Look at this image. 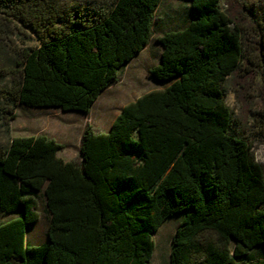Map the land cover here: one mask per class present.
<instances>
[{
	"label": "trees",
	"instance_id": "1",
	"mask_svg": "<svg viewBox=\"0 0 264 264\" xmlns=\"http://www.w3.org/2000/svg\"><path fill=\"white\" fill-rule=\"evenodd\" d=\"M165 32L149 77L165 83L123 106L106 134L85 125L78 161L42 135L0 145V264H149L161 223L188 211L168 264H264V173L233 130L222 85L252 72L244 31L221 0ZM160 0H0V122L16 109L87 114L151 41ZM264 94V15H252ZM12 30L34 45L6 57ZM18 30V31H17ZM48 214L47 242L25 229Z\"/></svg>",
	"mask_w": 264,
	"mask_h": 264
},
{
	"label": "rangeland",
	"instance_id": "2",
	"mask_svg": "<svg viewBox=\"0 0 264 264\" xmlns=\"http://www.w3.org/2000/svg\"><path fill=\"white\" fill-rule=\"evenodd\" d=\"M219 7L227 12L232 21L240 23L239 27L244 31L245 36L246 55L254 66L251 68L252 72H241L225 80L222 85L224 101L232 115L234 132L248 139L254 159L264 173V94L260 72L257 69L258 41L248 25L255 13L258 12L259 17L264 15V0H221ZM193 16L194 11L190 0H160L154 13L149 46L126 67L119 70L118 82L109 91V97L119 98V102L125 106L150 91L164 88L165 83L157 82L148 75V71L159 64L160 48L154 39L165 32L181 31L189 24ZM19 33L12 30L8 36V41L5 43L8 58L13 57L14 50L34 45L32 35L24 31ZM100 102L101 100L95 105L96 108ZM111 104L117 107L113 100ZM111 113L110 110L109 115ZM113 116L104 118V125L106 122H111ZM92 118L93 116L90 115L82 120L83 118L76 115L63 114L58 110L16 109L8 123L7 133L0 125V145L7 144L13 138L42 135L63 145L61 157L78 161L79 137L84 126L92 122ZM101 133L105 134L107 130H102ZM36 213V222L25 229L24 242L29 248L39 247L47 242L49 218L41 202L37 204ZM186 213L188 211H181L161 223L153 235L154 251L149 264H168L170 240ZM15 218L13 214H0V225Z\"/></svg>",
	"mask_w": 264,
	"mask_h": 264
},
{
	"label": "crops",
	"instance_id": "3",
	"mask_svg": "<svg viewBox=\"0 0 264 264\" xmlns=\"http://www.w3.org/2000/svg\"><path fill=\"white\" fill-rule=\"evenodd\" d=\"M150 44V43H149ZM149 44H148V46H149ZM147 46V47H148ZM147 47H145L144 49H146ZM143 49V50H144ZM142 50V51H143ZM142 51L135 57V58H137L141 53H142ZM160 53V52H159ZM134 58V59H135ZM133 59V60H134ZM132 60V61H133ZM130 63V62H129ZM128 63V64H129ZM127 64V65H128ZM126 65V66H127ZM125 66V67H126ZM117 84V83H116ZM116 84H114V85H112L111 87H109V88H107L105 91H103L99 96H98V98L96 99V101L93 103V105L91 106V108L89 109V112L87 113V114H80V113H76V112H61V113H63V114H73V115H76V116H78L79 118H83L82 120H84V117L85 116H93V118H92V122H89V126L93 129V131L94 132H96V133H101L102 132V130H107V132H108V130H109V127H110V124L112 123V121H113V119L118 115V113H119V111H120V109L124 106V105H122L120 102H119V98H111V96L109 97V91L112 89V88H114L115 86H116ZM99 100H101V102H100V105H98L97 106V108L95 107V105L98 103V101ZM114 101L115 102V104H116V106L117 107H114L112 104H111V101ZM19 109H21V108H19ZM22 110H38V111H46V110H50V109H22ZM110 110H111V112L113 113H111V115H109V112H110ZM94 114H96V116H94ZM112 115H114L113 116V119H112V121L111 122H109V123H105V125H104V122H103V120H104V118H108V117H110V116H112ZM51 126H56V125H51ZM81 126V125H80ZM80 130H82V126L80 127ZM83 131V130H82ZM81 132V131H80ZM46 134V133H45ZM106 134V133H105ZM44 135V134H43ZM81 136V135H80ZM80 138V137H79ZM62 147H63V145H61ZM62 150H63V148H62ZM62 150H60L59 152H58V154H57V157L58 158H60L62 161H64V162H70V161H72V159L71 158H65V157H61L60 156V152L62 151Z\"/></svg>",
	"mask_w": 264,
	"mask_h": 264
}]
</instances>
